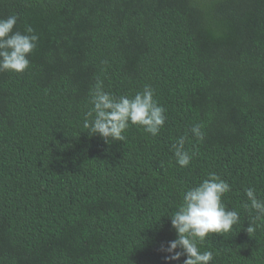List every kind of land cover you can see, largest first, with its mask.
I'll return each instance as SVG.
<instances>
[{"label": "trees", "instance_id": "trees-1", "mask_svg": "<svg viewBox=\"0 0 264 264\" xmlns=\"http://www.w3.org/2000/svg\"><path fill=\"white\" fill-rule=\"evenodd\" d=\"M10 15L39 39L24 72L0 73V264H183L162 250L169 216L209 173L240 222L200 251L264 264V219L249 235L243 207L247 188L264 200V0H0ZM97 81L116 97L150 85L159 134L90 136ZM181 136L195 153L183 168Z\"/></svg>", "mask_w": 264, "mask_h": 264}, {"label": "clouds", "instance_id": "clouds-1", "mask_svg": "<svg viewBox=\"0 0 264 264\" xmlns=\"http://www.w3.org/2000/svg\"><path fill=\"white\" fill-rule=\"evenodd\" d=\"M17 19L16 15L0 19V73L24 72L29 67L28 57L39 39L31 27L24 33L14 31ZM90 105L83 126L89 130L90 136L99 135L106 143L124 141V133L130 125L156 136L166 121V109L154 99L150 85L132 97H116L104 91L102 81H97L90 93ZM190 131L195 138L204 139L201 125H193ZM185 139V136L179 137L172 146L175 161L182 168L189 166L195 155L185 150ZM230 191L229 183L216 173H209L208 178L183 193L176 211L169 216L177 238L169 241L166 247L162 246V250L169 254L166 260L176 261L186 256L183 264H212L213 252H201L198 243H203L210 234L229 233L234 225L239 224V212L228 209L222 202ZM245 195L249 203L243 207L255 211L253 222L245 229L250 235L255 231L254 221L264 219V200L258 199L251 187L245 189Z\"/></svg>", "mask_w": 264, "mask_h": 264}]
</instances>
